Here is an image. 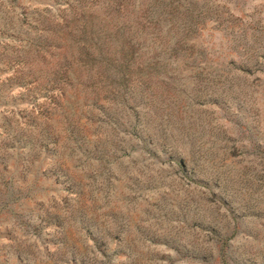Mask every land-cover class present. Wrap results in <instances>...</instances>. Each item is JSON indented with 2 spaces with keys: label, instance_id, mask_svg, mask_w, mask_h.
<instances>
[{
  "label": "rangeland",
  "instance_id": "obj_1",
  "mask_svg": "<svg viewBox=\"0 0 264 264\" xmlns=\"http://www.w3.org/2000/svg\"><path fill=\"white\" fill-rule=\"evenodd\" d=\"M0 264H264V0H0Z\"/></svg>",
  "mask_w": 264,
  "mask_h": 264
}]
</instances>
